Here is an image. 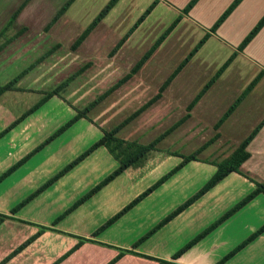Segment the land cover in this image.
Returning a JSON list of instances; mask_svg holds the SVG:
<instances>
[{"label": "rangeland", "instance_id": "374dc122", "mask_svg": "<svg viewBox=\"0 0 264 264\" xmlns=\"http://www.w3.org/2000/svg\"><path fill=\"white\" fill-rule=\"evenodd\" d=\"M23 1L25 0H0V30L6 26L12 13ZM154 1L121 0L116 9L110 13V17H107L108 22L110 21L109 27L104 26L101 28L100 34H97L83 50L77 52L71 48L76 38V31L72 32L75 28L74 24L80 23L81 26L79 25L78 30L83 28V26L87 27L102 9L106 7L110 0H77L68 12L70 14L68 19L73 24L70 23V26L65 24L64 26H60L59 29L57 26L48 27L58 12L56 1H32V5L23 12L18 21V25H14L7 32L8 37L17 36L16 40L8 46L12 48L10 51L17 52L20 55L23 51H27L28 49H32L33 51L35 49L37 50L35 55H37L45 52L48 48L49 50L56 48L55 53L53 52L54 54L52 56L50 55L46 58L48 60V67L58 69L59 74L53 75L58 81L66 79L89 63L91 65L82 75L75 79V84L67 93L66 90L60 96L50 99L16 129L12 130L9 134L7 133L8 135H4V137L6 136L5 139H7L6 141L3 140L4 143L12 140L11 142L14 143L9 142V145L15 148L6 147L3 141L0 142V164L7 161L6 164L0 166V171L9 167L16 159L23 157L26 153H30L28 151L38 142L47 140L52 131L57 132L60 128L67 125L75 118L79 111L85 108L84 106L96 100L127 75L140 57L177 21L180 15L176 11L170 10L168 5L164 4L163 1H160L144 21L146 25L140 32V35L126 45V50L124 48V50H120L111 56L112 50L119 39L131 29ZM169 1L174 4H172L173 6L180 8L187 5L191 0ZM234 2L235 0H202L192 15L195 21H192V23L183 17L177 27L174 28L171 36L173 34L175 35L165 47V50L168 51L164 50L165 52L162 53L163 56L160 61L157 62L156 55L129 83L99 104L91 113V116L98 117L99 121L110 127L120 124L124 118L143 106L150 98L157 94L159 87L170 75V72L186 58L206 33L211 31L213 25ZM263 17L264 0H247L240 7L238 13L232 17L231 24L226 25V29L224 30L225 39L229 43H237L238 37L231 39L226 34L237 33L238 36L248 35ZM114 18L118 20L111 21ZM235 19L236 21L234 22ZM206 28H208V31L205 30ZM221 36H223V33ZM175 37L180 43L177 50H171L170 52L169 50L170 47H173ZM26 40L29 41V47L23 48L24 45L20 42ZM0 41L3 42L4 38H1ZM56 44L60 46H56ZM231 48H233L232 45L224 47L218 38H212L197 53L198 63L209 60L210 68L212 67L217 70L233 54ZM251 52L254 53V61L257 63L248 61L246 57H239L229 68L226 75H224L222 81L216 84L206 95L205 104L218 95L222 97V100L216 102L217 108L213 115L223 114L264 69V41L258 44L255 51L252 49ZM45 55L44 53L43 56ZM27 60H30V58L28 57ZM27 63L13 62V64L0 71L2 72L0 74L1 87L27 70V81H24V84L20 85L21 87L26 86V88H22L21 91L14 89L15 91L7 92L0 98V131L22 117L44 97V93L52 91L51 88L55 87L50 88L48 83L44 84L42 81L37 89H32L34 87L29 74H31L34 68L30 69V66L24 68ZM202 64H207V62H202ZM191 68H186L180 76L179 81H186V75L191 72ZM211 73H213V70ZM51 74H55V72ZM206 82L207 80L205 79L201 85H195L194 88L188 87L189 89H185L186 91L179 88L177 92L180 94L178 95L171 96L168 94L169 98L163 100L161 106L157 107L156 104L140 120H137L130 127L124 129L121 133L122 137L130 140L138 139L145 144L151 142L160 134V131L162 133L164 129L170 127L183 117L190 98L196 93L199 86L202 88ZM227 84L228 94L224 96L225 93L223 95L222 88ZM72 92L74 93L72 94ZM174 93H176V90ZM185 94L190 98H184ZM252 94L254 95L253 98L257 101L249 98L240 109V117L243 114L245 122L238 127L241 131L235 133L233 136L235 139H233L234 145H237L236 141L241 142L245 139L264 118V79ZM174 100H176V103L172 102ZM214 117L211 116L209 118L211 120ZM86 119H80L72 126L67 127L66 131L62 134L64 135L63 138L61 137V139L56 140L47 150L35 154L26 162L28 164L33 160L27 169L28 173L26 175L20 174L17 180L14 178L10 181V183L14 181L13 184L15 186L12 188L15 189L17 187L16 189H19V194L10 198L9 196H1L3 194L1 192L0 205L12 203L8 201L17 202L21 194L25 196L27 193L39 190L49 180L63 171L99 141L103 135L102 131H92L87 128L89 122ZM27 124H31L32 127L28 128ZM208 125L212 127L211 124ZM229 126L230 124H228L227 128ZM190 128L192 127L180 128L172 138L162 142L157 152L152 153L151 156L163 157L166 160L163 164H168L167 169H171L172 167L176 168L182 163L183 156L192 155L206 140H209L215 134L214 129L201 130L200 127H197V130L188 132ZM174 141L179 142L176 144L177 146L174 144L171 145ZM165 149L178 151V154L171 156V153L165 152ZM219 150L223 153H228L223 148H214L204 154V156H209L203 157L202 159L207 160L206 158L209 157L222 162L225 159L223 153L213 157V153L218 154ZM209 161L212 162L215 160ZM201 162L204 163L205 168L202 167V164L199 168L190 163L187 166L185 165L186 167L184 166L188 172L193 173V178L180 182L181 184L179 185H184L183 189H180L178 185L171 192L169 190H158L157 194L151 199L149 197L145 198L130 213H127L110 226L109 230L102 235L103 241H112L115 244H119V247H127L130 245L128 244L129 242L131 243L137 238L141 239L143 232L146 231L145 229L150 226L152 227L154 221H162L171 211L177 209L188 199L195 196L212 178L211 175L215 173L217 168L216 164ZM117 166L118 164L110 159V155L104 149L98 148L66 173V176L64 175L53 183L52 185L55 188L49 190L47 188L48 191L46 190L47 192L45 193L43 191L41 193L42 195L36 199L39 200L36 207L34 205L35 202L32 204L34 206L31 205L32 207H30L38 211L39 218L50 220L59 214L55 213L52 216L51 208L60 211L62 207L73 206V203L90 192L92 187L95 188L99 182H102L103 179L112 174L117 169ZM165 167L166 165L162 166L159 172ZM155 170V173H149L151 174H148L149 176L146 175V179L142 180L134 188H130V190L122 189V184H117L121 182L120 179H116L117 183L114 182V185L110 183L109 185H112V187L109 186L108 190L104 191L92 203L96 205V208L87 214L90 216V224L102 226L116 215L118 211L120 212L138 197V194H142L148 187L150 188L155 184L157 182H154L157 179V168ZM247 171L248 167L246 166L242 169V174L249 179L251 182L250 185L242 182L239 185L235 184V188H227L225 185L215 190H212V188L210 192L203 195L187 208L190 211H186L178 218L176 217L168 226L163 227V230L160 229L159 232L157 231L154 239L148 240L140 247L141 251L147 254L156 251L160 257L165 253L179 251L183 246L251 195L259 184L264 183V172L260 174L253 170L248 174L246 173ZM177 173L174 174L177 176H175L176 180H180L185 175V173ZM3 184L1 183V185ZM105 189L104 187L103 190ZM15 193L12 191V194ZM96 197L94 195L92 199L86 202L89 203ZM70 221L71 219L68 220L69 223ZM76 223L78 224V222ZM263 225L264 192L244 205L199 243H202L203 240L209 243L206 247H210V250H213L209 256V262L215 264L252 236ZM257 239L238 253L240 255L236 261H227L224 264H252L248 260L250 255L260 256L264 254V239L262 241H256ZM156 241L157 244L155 245ZM202 244L206 245V243ZM203 246L200 245L201 248ZM111 256V249H109L106 251H92L87 258L89 264H100ZM140 260L143 262L144 259ZM148 260H144V264L151 262V260ZM157 263L161 264V262ZM123 264H132V262L124 261Z\"/></svg>", "mask_w": 264, "mask_h": 264}, {"label": "crops", "instance_id": "0c3cea01", "mask_svg": "<svg viewBox=\"0 0 264 264\" xmlns=\"http://www.w3.org/2000/svg\"><path fill=\"white\" fill-rule=\"evenodd\" d=\"M26 1V0H25ZM25 1L22 2V4L25 3ZM33 0H30L27 5L25 6V8L23 9V11L20 13V15L13 21L11 27H13L14 25H18V21L20 20L23 12L28 9L32 4ZM56 1V6L58 7V12L61 10V8L68 2V0H55ZM77 0L74 1V3L70 6L73 7L75 5ZM121 1V0H120ZM120 1L117 3V5L109 12V14L103 19V21L97 26V28L89 35V37L83 42V44L77 49L75 50V52L79 51V50H83L84 47L90 43L93 38L97 35L100 34V30H102L101 28H103L104 26L109 27V22H108V18L110 17V13L112 11H114L116 9V7L119 5ZM163 1L164 4L168 5V8L170 10L176 11L179 15H182V18H186L189 21H195L192 18L193 13L196 11L198 5L202 2V0H200L197 5L190 11V13L188 15H185L182 13L183 9L187 6L185 5L184 7H180L178 8L177 6H173L174 4L169 1V0H160ZM247 0H244L238 7L237 9L230 15V17L217 29V31L215 33H206L210 34V38L206 41L205 44H207L210 39L212 38H218L219 41L223 44L224 47L232 45L233 48H231L233 50V54L230 56V58L232 56L235 55L232 63L227 67V69L224 71V73L222 74V76L212 85V87L207 91V93L200 99V101L196 104V106L193 108V110L190 112V117L189 119H187L181 126H179L176 130H174L169 136H167L163 141H161L158 146H157V150L160 148L161 143L166 141L169 138H172V136H174L175 133H177V131L182 128V127H192L190 129H188V132H193L195 130H197V127H200L201 130H209V129H214L215 134L209 139L206 140L202 146L209 142L213 137H215L216 134H219V138L210 146L208 147L205 151H203L197 158L198 160L196 161H192L190 162L191 165H196L198 168L201 166L205 168L206 166L204 165V163H202L201 161L204 162H208L211 164H216L221 163V161H217L218 159H211V158H206L207 160L202 159L203 157H207L204 156V154L206 152H210L212 149L214 148H223L224 151H227L228 153H223L219 150L218 154L213 153V157H215L216 155L219 156V154L223 153L224 158L222 161L226 160L228 157H230L235 150L241 145V143L258 127V125L264 120V118L255 126V128L250 132V134L243 139L241 142L236 141L237 145H234L233 142V136L235 133L240 132L241 130L238 129V127H240V125H242L245 121H244V115L241 114L240 117V109L242 108V106L244 105V102L247 101L249 98L256 100L254 97V95L252 94L253 91L257 88V86L261 83V81L264 79V77L259 81V83L255 86V88L245 97V99L240 103V105L236 108V110L224 121V123L221 125V127L216 130L215 126L216 124L221 120V118L225 115V113L229 110V108L235 103V101L243 94V92L235 99V101L226 109V111L223 114L220 115H213L215 113V109L217 108V101L222 100V97L220 95H218L216 98L212 99L211 101H209L207 104H205V97L208 94V92L216 85L218 84L220 81H222V78L224 77V75H226V73L228 72L229 68L232 66V64L235 62L236 59H238L239 57L243 56L246 57L248 59V61L253 62V63H257L254 61V53H252V49L255 51L258 44L262 43L264 41V27L263 29L258 33V35L247 45V47L243 50V51H239V47L242 44V42L244 41V39L248 36V35H240L238 36L237 33H229L226 34V36L230 37L231 39H236V37H238L237 39V43H229V41H227L225 39V34H224V30L226 29V25L228 26V24L232 22V17H234L236 15V13H238V11L240 10V7H242V5L246 2ZM134 3V2H133ZM22 4L12 13V15L10 16L9 21L7 22L6 26L0 30V34L3 32V30L9 25L10 21L12 20L13 15L15 14V12L22 6ZM173 4V5H172ZM70 8L68 9V11L56 22L54 23L51 27L53 26H57V28L59 29L60 26H64L65 24H68L70 26V23L73 24V22H70L71 20L68 19V17L70 16V14L68 13ZM105 8V7H104ZM103 10V9H102ZM180 10V11H179ZM57 12V13H58ZM72 13V12H71ZM56 16V15H55ZM98 16V15H97ZM96 16V17H97ZM109 16V17H108ZM95 17V18H96ZM108 17V18H107ZM54 19V18H53ZM119 19V17H118ZM116 18L112 19L111 21H115L118 20ZM73 21V20H72ZM236 21V19L234 20V22ZM93 22V21H92ZM91 22V23H92ZM192 22V23H193ZM89 23L87 25V27L91 24ZM196 23V22H195ZM194 23V24H195ZM75 28L73 31H76V38L74 40V42L77 40V38L83 33V31L87 28L85 26H83V28H81L80 30H78V27L80 25V23H75ZM145 22H143L138 29L129 37V39L126 41V43L123 45V47H121L120 50H124L125 47H127L126 45L131 43L132 41L135 40V38L140 35V32L144 29L145 27ZM197 25V24H195ZM81 26V25H80ZM134 26V25H133ZM132 26V27H133ZM214 26V25H213ZM131 27V28H132ZM233 27V26H232ZM206 31H208V28L205 29ZM174 31V30H173ZM172 31V32H173ZM171 32V34H172ZM128 33V31L126 32V34ZM223 33V36H221V34ZM125 34V35H126ZM171 34L165 39V41L160 45V47L157 49V51L153 54V56L148 60V62L144 65V67H146V65H148V63H150L152 61V59L157 55V62L160 61L161 57L163 56L162 53L168 50H165V47L167 46V44L169 43V41H171V38L175 35L173 34L171 36ZM205 35V36H206ZM204 36V37H205ZM203 37V38H204ZM202 38V39H203ZM122 38L119 39V41ZM16 40V38L9 44L11 45L14 41ZM49 40V38H48ZM158 40V39H157ZM118 41V42H119ZM201 41V40H200ZM199 41V42H200ZM73 42V44H74ZM118 42L116 43V45L118 44ZM156 42V41H155ZM198 42V43H199ZM21 44L24 45L23 48H28L29 47V41H21ZM180 41H177V38L175 37L174 42H173V47H170V52L171 50H177V47L179 45ZM72 44V45H73ZM204 44V45H205ZM7 45L1 52H0V71L7 68V66L13 64V62H23V63H27L25 64V67H32L34 68V70L31 72L30 75V80L33 82V87L32 89H37L39 84L43 81L44 84L48 83V86L53 87L51 88V90H54L55 88H57L63 81H65L66 79L63 80H57L53 77V75H58V69H52L50 66H47V58L42 60L40 63H37L39 61L40 58H42V56L45 54H47L49 51V48L41 53V54H36L37 50H33L32 49H28L27 51H23L20 55H18L17 52H12L10 51V49ZM115 45V46H116ZM204 45L201 47V49L204 47ZM32 46V45H31ZM56 46H60L59 44H56ZM54 46V47H56ZM114 46V48H115ZM152 47V46H151ZM150 47V48H151ZM113 48V49H114ZM262 48V47H260ZM200 49V50H201ZM263 49V48H262ZM119 50V51H120ZM126 50V48H125ZM165 50V51H164ZM118 51V52H119ZM199 52V51H198ZM197 52V53H198ZM55 53V52H54ZM52 53L51 56L54 54ZM191 53V52H190ZM189 53V54H190ZM195 54L192 59L189 61V63L186 65V67L176 76V78L170 83V85L167 87V89L163 92L162 97L156 102L154 103L151 107H149L146 111H144L139 117H137L134 121H132L129 125H127L124 129H126L127 127H130L134 122H136L137 120H140L141 117L148 111L150 110L152 107H154L157 104V107L161 106V103H163L162 101L165 99H168V94L171 96H174L175 94L178 95L180 93L177 92V90L180 88L183 91H186L185 89L189 88H194L195 85H201V83L206 79L207 82L202 86V88H200V90L198 91V89L196 90V93L192 96V98H190L188 95L185 94L184 98H190L188 105L186 106V112L183 115V117H185L189 112L187 111L188 106L191 104V102L194 100V98L199 94V92L205 87V85L211 80V78H213V76L217 73V71L230 59H228L222 66H220L217 70L214 68H210L209 65V60L208 61H201L198 63V54ZM43 54V55H42ZM188 54V55H189ZM42 55V56H41ZM145 55V54H144ZM142 55L140 57V59L144 56ZM187 55V56H188ZM50 56V55H49ZM186 56V57H187ZM30 58V60H27V58ZM139 59V60H140ZM170 59V56H169ZM47 60V61H46ZM138 60V61H139ZM137 61V62H138ZM136 62V64H137ZM202 62H207V64H202ZM161 63V62H160ZM135 64V65H136ZM134 65V66H135ZM180 65V63L178 64V66ZM193 65V66H192ZM133 66V67H134ZM177 66V67H178ZM132 67V68H133ZM144 67L140 70L142 71L144 69ZM175 67V69L177 68ZM191 68V72L186 75V81H182L180 79V76L182 75V73L187 69ZM31 68V69H32ZM52 69V70H51ZM174 69V70H175ZM173 70V71H174ZM213 70V73L210 74V72ZM264 70V69H263ZM262 70V71H263ZM131 71V70H130ZM139 71V72H140ZM173 71L170 72V75L173 73ZM52 72H55V74H51ZM2 72H0L1 74ZM260 74V73H259ZM73 75V74H72ZM138 75V73L136 74ZM135 75V76H136ZM169 75V76H170ZM211 75V76H210ZM134 76V77H135ZM168 76V77H169ZM133 77V78H134ZM168 77L165 79V81L168 79ZM132 78V79H133ZM200 78V80H198ZM131 79V80H132ZM130 80V81H131ZM24 81H27L26 75L25 77H22L15 85V89L17 91H21L22 88H26V86L21 87L20 85L24 84ZM75 81V80H74ZM72 82L70 84V86L68 87L66 93L68 92V90H70L73 85L75 84V82ZM129 81V82H130ZM164 81V82H165ZM127 82V83H129ZM164 82L162 83V85L164 84ZM126 83V84H127ZM252 83V82H251ZM250 83V84H251ZM8 84V83H6ZM5 84V85H6ZM18 84V85H17ZM125 84V85H126ZM249 84V85H250ZM123 85V86H125ZM161 85V86H162ZM122 86V87H123ZM161 86L158 89L157 94L159 93V90L161 88ZM21 87V88H18ZM121 87V88H122ZM49 88V90H50ZM188 88V89H189ZM227 88H228V84L225 85L222 88V93L224 96H226V94H228L227 92ZM120 89V88H119ZM118 89V90H119ZM31 90V89H29ZM48 90V91H49ZM176 90V93H174ZM11 91H15L10 90L7 92H11ZM6 92V93H7ZM23 92V90H22ZM27 92V91H26ZM116 92V91H115ZM114 92V93H115ZM4 93V94H6ZM74 92H72L73 94ZM113 93V94H114ZM220 93V94H222ZM3 94V95H4ZM112 94V95H113ZM156 94V95H157ZM2 95V96H3ZM65 95V94H64ZM156 95H154L153 97H155ZM253 95V96H252ZM0 96V98L2 97ZM111 96V95H110ZM109 96V97H110ZM57 97V96H55ZM53 97V98H55ZM152 97V98H153ZM182 97V96H181ZM61 98V97H60ZM152 98H150L149 100H151ZM71 99V98H70ZM106 100V99H105ZM148 100V101H149ZM147 101V102H148ZM257 101V100H256ZM146 102V103H147ZM176 103V100L172 101ZM145 103V104H146ZM74 104V103H72ZM144 104V105H145ZM75 105V104H74ZM143 105V106H144ZM173 106V104H172ZM33 107V106H32ZM86 107V106H84ZM142 107V106H141ZM141 107H139L137 110H139ZM31 109V108H30ZM40 109V108H39ZM38 109V110H39ZM96 108H94L91 112H89L88 114V119H86L89 124L87 125V128H89L92 131L98 130V131H102L103 133V129L104 130H111L113 129L115 126L117 125H112L114 126L112 128V126L108 127L106 124L102 123L101 121L98 120V117H92L91 113L95 110ZM37 110V111H38ZM136 110V111H137ZM37 111H35L34 113H36ZM134 111V112H136ZM133 112V113H134ZM34 113H32L30 116H32ZM132 113V114H133ZM210 115V116H209ZM28 116V117H30ZM130 116V115H129ZM128 116V117H129ZM211 116H215L214 119H211L209 117ZM27 117V118H28ZM182 117V118H183ZM27 118H25L21 123H23ZM127 118V117H126ZM124 118V119H126ZM182 118H180L178 121H176L175 123H173L170 127L164 129V131L157 136L159 137L161 134H163L165 131H167L169 128H171L173 125H175L177 122H179ZM123 119V120H124ZM122 120V121H123ZM21 123H19L18 125H16L12 130L16 129ZM13 124V123H12ZM11 124V125H12ZM211 124L212 127H209ZM228 124H230L229 128H227ZM10 125V126H11ZM119 125V124H118ZM8 126V127H10ZM28 128H31L32 125L31 124H27ZM8 127H6L5 129H7ZM160 127V126H157ZM109 128V129H108ZM4 129V130H5ZM74 129V127H73ZM123 129V130H124ZM4 130L0 131L3 132ZM11 130V131H12ZM123 130H121L118 134V137H120L121 139L124 140H128V141H132V142H137V143H142L145 144L143 142H140L138 139H134V140H130L127 139L126 137H122L121 133L123 132ZM10 131V132H11ZM8 132V134L10 133ZM55 132L52 131L50 134L53 135ZM7 134V135H8ZM49 134V135H50ZM48 135V136H49ZM50 135V136H51ZM47 136V137H48ZM49 136V137H50ZM64 135L58 137L57 139H55L53 142H51L48 146H46L41 152H44L45 150L48 149V147H50L56 140L61 139V137L63 138ZM103 136V135H102ZM48 137V138H49ZM156 137V138H157ZM5 137L0 139V142H2L3 140L6 141L7 139H5ZM102 138V137H101ZM155 139V138H154ZM153 139V140H154ZM152 140V141H153ZM235 140V139H234ZM3 141V143H4ZM12 141V140H11ZM10 143H14L11 142ZM44 140L38 142L30 151L31 152L35 147H37L41 142H43ZM9 142H5V146L9 147V148H15L14 146H10ZM150 142H147L146 144H148ZM179 143L178 141H174L171 143L174 144L175 146H177L176 144ZM200 146V147H202ZM173 147V146H172ZM199 147V148H200ZM102 149H104L106 151V153H108L110 155V159H112V161L116 162L118 164L117 168L119 167V163L118 161L109 153V151L105 148V147H100ZM174 148V147H173ZM172 149V148H171ZM171 149H165V152L171 153V156L173 154H178V151H170ZM248 151L251 154V157L248 161H246L242 168L241 171L244 167H248V171L246 173L250 174L251 171H256L259 172L260 174H262L264 172V126L260 129L259 133L257 134V136L252 140V142L250 143L249 147H248ZM157 152V151H154ZM151 152L147 157H145L140 165L135 166V167H131L128 170H126L123 174H121L119 177H117L116 179H120L121 182H116L117 180L115 179L114 181L111 182L112 185H114L115 183L117 184H122V189H129L130 188H134V186L139 185L142 180L146 179L147 176L151 175L149 173H155L156 172V168H157V179L154 181H158L160 180L164 175H166L167 173L170 172V170L174 167H172L171 169H167L168 168V164H163L164 161H166L163 157H152V153ZM196 152V151H195ZM27 154L26 153L23 157L16 159L15 161H13V164H11L9 167H7L5 170H1L0 172V176L6 172L8 169H10L12 166H14L18 161H20L22 158H24ZM173 158V157H172ZM34 159V158H33ZM209 160H215L210 162ZM33 161V160H32ZM30 161L28 164L25 163L23 166H21L20 168H18L16 171H14L7 179H5L4 181H2L1 183L3 185H1L0 183V193L3 192V194H1V196H9L10 198H12V196L18 195V190L19 189H13L12 187H14L15 185L12 183H10L11 180H13L14 178L17 180V178L20 176V174H27V169L30 165V163L32 162ZM6 162L0 164H6ZM178 164V163H177ZM176 164V165H177ZM189 164V163H188ZM187 164V165H188ZM166 165V167L161 171L162 166ZM186 165V166H187ZM185 166V167H186ZM215 166V165H214ZM183 167L181 169V171H179L180 173H185V175L183 176V178H181L180 180H176V175L172 176L170 179H168L164 184H162L160 187L157 188V190H155L151 195H149V199H151L152 197H154L157 194V191L159 190H169V192H171L173 190V188L177 187L179 184H181V181H188L190 179L193 178V173L192 172H188L187 168ZM217 171V168L215 170V173ZM178 172V173H179ZM177 173V174H178ZM179 173V174H180ZM214 173V174H215ZM149 174V175H148ZM211 175L212 177L214 176ZM147 175V176H146ZM66 176V175H65ZM176 176V177H175ZM175 177V178H174ZM104 180V179H103ZM115 182V183H114ZM247 183V184H251V182L249 181V179H247L243 174H239V173H232L230 174L228 177H226L222 182H220L219 184H217L212 190L217 189L218 187H222V186H226L227 188H235V184H240V183ZM100 183V182H99ZM98 183V184H99ZM97 184V185H98ZM96 185V186H97ZM112 185H107L105 188V190H101L99 193L96 194V198L91 200L89 203H84L83 205H81L80 207H78L75 211H73L71 214H69L67 217H65L63 220H61L57 225H53L54 221L60 217L64 212H66L72 205L67 206V207H62L60 211L51 208L50 211L52 213V216H54L55 213H59L58 215H55L54 217H52L50 220L49 219H43V218H39L38 217V211L35 210V208H31L32 206L35 205V207L38 205L39 200H36L38 197H40L42 194L38 195V197H36L33 201H31L29 204H27L25 207H23L21 210H19L16 214H12L13 209L21 202L23 201L25 198H28L29 196H31L34 192L36 191H30L32 193H27L25 194V196H22L23 194L20 195L19 197V201L17 202H13V201H8V202H12L9 204H1L0 205V215H7L9 216L10 219L5 220L2 224H0V264H55L64 254H66L69 250H71L78 242L79 240L77 238L71 237V236H76V237H80V238H86V239H92L93 241L91 242H86L84 243L76 252H74L72 255H70L68 258H66L65 260H63L60 263L57 264H89L88 262V255L90 252L92 251H100V250H109L111 249V257L109 259H107L105 262L103 261L100 264H109L115 257L118 256L120 249L121 250H133V245L139 240V238H137L136 240L132 241L131 243L129 242L128 244H130L127 247H119V244H115L112 241L109 242H104L102 235H104L105 232H107L109 230V228L105 231H103L100 235H98L97 237H93V233L99 228V226L101 225H92L90 224V216L87 215L88 213H91L92 211L95 210L96 205L92 204L94 201H96V199L98 197H100V195L102 193H104V191L108 190V187H112ZM3 186V187H2ZM54 185H52L51 187L48 188L52 189L55 188L53 187ZM180 189L184 188V185H179ZM94 187H92L93 189ZM149 188V187H148ZM218 188V189H219ZM119 189V188H117ZM37 190V189H36ZM47 190V189H46ZM44 191L47 192V191ZM112 190V189H109ZM13 192H16L15 194H12ZM118 191V190H117ZM210 192V191H209ZM7 193V194H5ZM43 193V194H44ZM141 194V193H140ZM138 194V195H140ZM147 197V198H148ZM93 198V197H92ZM91 198V199H92ZM4 202V201H3ZM19 202V203H18ZM35 202V203H34ZM18 203V204H17ZM34 203V205H32ZM75 203V202H74ZM73 203V204H74ZM16 204V205H15ZM32 205V206H31ZM31 206V207H30ZM40 208V207H39ZM134 209V208H133ZM176 210V209H175ZM173 210V211H175ZM132 211V210H131ZM131 211H129L128 213H130ZM173 211H171L170 213H172ZM186 211H190V210H185L183 213H185ZM119 212V211H118ZM169 213V214H170ZM183 213H181L180 215H182ZM168 214V215H169ZM126 215V214H125ZM179 215V216H180ZM177 216V218L179 217ZM194 217V215H193ZM188 218V217H187ZM71 219L70 223L68 222V220ZM154 219V218H153ZM175 219H173L172 221H174ZM161 221V220H160ZM159 221V222H160ZM171 221V222H172ZM27 222V223H24ZM78 222V224L76 223ZM157 221L153 222L152 227L150 226L149 228L145 229L146 231L143 232L142 236H144L148 231H150L154 226L157 225V223H159ZM170 222V223H171ZM168 223V224H170ZM168 224L166 226H168ZM39 226H44L47 228H51L52 230L55 231H47L45 232L42 236H40L36 241H34L30 246H28L24 251H22L21 253H19L18 255H16L15 257L5 261V259L16 249L18 248L21 244H23L26 240H28L29 238H31L33 235H35L38 231H39ZM165 226V227H166ZM164 227V228H165ZM163 230V229H162ZM159 232V231H158ZM71 235V236H67V235ZM157 233H155L152 237H150L148 240L154 239L156 237ZM141 236V237H142ZM264 239V234L262 236H260L256 241H262ZM147 240V241H148ZM147 241H145L144 243H146ZM104 245H101V244ZM142 243L137 249H134L135 253H126L117 263L115 264H123V262L127 261V262H132V264H144V260H148L153 263L151 264H158L157 262H160V260H165V261H169V262H173L174 264H211L209 262V256L211 254V252L213 250H210V247H206L207 245H209V243L206 240H203L202 243H206L202 244H196L195 246H193L189 251H187L185 254H183L180 258H178L177 260L173 259V256L176 252H171V253H165L164 255H162L160 257V255H157V252L154 251L152 253H144L141 251V246L144 244ZM123 244V243H121ZM127 244V243H125ZM157 244V241L155 242V245ZM200 245H204L202 248L200 247ZM124 246V245H122ZM216 246V245H214ZM212 249V248H211ZM263 249V248H262ZM136 253L138 254H142L145 255L149 258L146 257H142L139 255H135ZM240 254H236L232 259L229 260V262H233L236 261L238 259ZM260 257V258H259ZM153 258V259H152ZM140 259H144L143 262H141ZM250 263L252 264H264V254L260 255V256H249ZM149 263V264H150ZM216 264V263H215Z\"/></svg>", "mask_w": 264, "mask_h": 264}, {"label": "trees", "instance_id": "16d2710c", "mask_svg": "<svg viewBox=\"0 0 264 264\" xmlns=\"http://www.w3.org/2000/svg\"><path fill=\"white\" fill-rule=\"evenodd\" d=\"M30 0H26L24 4L15 12L10 21L9 25L3 30L0 34V39L4 38V41H0V52L9 45L17 36L8 37L7 32L11 28L13 21L20 15L25 6ZM75 0H68V2L61 8V10L56 14L52 22L48 27H51L54 23H56L70 8V6L74 3ZM120 0H110V2L106 5V7L98 14V16L93 20V22L83 31V33L77 38L71 47L73 51L77 50L83 42L89 37V35L97 28V26L103 21V19L109 14V12L117 5ZM200 0H191L187 6L183 9L182 13L188 15L190 11L197 5ZM243 0H235V2L230 6L226 12L218 19V21L214 24L211 29V33H215L217 29L230 17V15L237 9V7L242 3ZM160 0H155L145 11V13L136 21L134 26L128 31L126 35L122 37V39L118 42L115 48L112 50L111 56L116 54L121 47L126 43L129 37L138 29V27L147 19V17L151 14L153 9L158 5ZM182 15L179 16L176 22H174L165 33L152 45V47L145 53V55L137 62V64L131 69V71L125 75L122 79H120L116 84L110 87L106 92L100 95L96 100L87 105L83 110L79 111L73 120H71L67 125L60 128L57 132L51 135L47 140L41 143L38 147H36L33 151H31L28 155H26L22 160H20L17 164L7 170L0 176V183L4 181L9 175H11L14 171H16L19 167L25 164L31 157L35 154L42 151L46 146H48L51 142L57 139L60 135H62L67 127L72 126L74 123L79 121L80 119L87 118L88 114L94 108H96L99 104H101L105 99H107L110 95H112L115 91L129 82L139 71L144 67V65L148 62V60L153 56V54L157 51L160 45L165 41V39L171 34L174 28L177 27L178 23L181 21ZM264 27V17L258 22L255 28L248 34V36L244 39L242 44L239 47V51H243L247 45L258 35V33ZM210 34H207L191 51V53L180 63V65L173 71V73L168 77V79L161 86L159 93L149 100L144 106H142L139 110L131 114L129 117L124 119L119 125L115 126L111 130L103 129L102 138L97 141L89 150H87L84 154L78 157L74 162L68 165L63 171L58 173L54 178L49 180L44 186H42L39 190L34 192L31 196L22 201L18 206H16L12 214H16L19 210L33 201L38 195H40L43 191L49 188L53 183H55L58 179L63 177L66 173H68L71 169H73L76 165H78L81 161H83L87 156L93 153L100 147H105L109 153L118 161L119 167L108 177H106L102 182H100L95 188H93L90 192L84 195L81 199L73 204L66 212H64L60 217H58L54 221V226L57 225L61 220L75 211L78 207L83 205L86 201L91 199L94 195L100 192L104 187L109 185L112 181H114L117 177L123 174L126 170L131 167H135L140 165L141 161L147 157L151 152L157 151L158 144L163 141L167 136H169L174 130H176L179 126H181L187 119L190 117V112L196 106V104L200 101V99L207 93V91L212 87V85L222 76L227 67L232 63L234 56H232L211 78V80L205 85V87L199 92V94L194 98L191 104L188 106L187 111L189 112L185 117H183L179 122L161 134L159 137L155 138L148 144H142L137 142H132L128 140L121 139L118 137V134L121 130H123L127 125H129L132 121H134L137 117H139L144 111H146L149 107H151L154 103H156L161 97L163 92L167 89L170 83L176 78V76L186 67L192 57L201 49V47L206 43L209 39ZM56 48L49 51L45 56L39 59L37 63H40L42 60L46 59L49 55H51ZM90 63L82 67L79 71L75 72L73 75L68 77L65 81H63L57 88L54 90L44 93V97L39 100L37 104H35L31 109H29L22 117L17 119L10 127L0 133V139L4 137L5 134L10 132L16 125L21 123L25 118L30 116L32 113L37 111L41 106L47 103L50 99L55 96H60L64 93L70 84L82 75L89 67ZM34 67V66H32ZM30 67V69L32 68ZM27 70L19 74L15 79H13L8 84L0 87V96H2L7 91L15 89L16 83L26 75ZM264 77V70L260 72V74L252 81V83L244 90L243 94L235 101V103L229 108V110L225 113V115L221 118V120L216 124L215 129L218 130L224 121L236 110V108L240 105V103L245 99V97L255 88V86L259 83V81ZM264 126V120L258 125V127L241 143V145L235 150V152L228 157L226 160L218 163L217 171L214 176L208 181V183L192 198L188 199L184 204L179 206L175 211L170 213L166 218H164L158 225L154 226L150 231H148L141 239H139L134 245L133 250H121L117 257H115L109 264L117 263L126 253H135L134 249H137L142 243L147 241L150 237H152L157 231L165 227L168 223H170L173 219L183 213L187 208H189L195 201L200 199L203 195L208 193L212 188H214L217 184L222 182L226 177H228L232 173L242 174L241 168L243 164L248 161L251 157L250 152L248 151V147L252 140L257 136L260 129ZM219 138V134H216L209 142L205 143L202 147H200L196 152L189 156H183V161L180 165L170 171L168 174L163 176L160 180H158L155 184H153L150 188L136 197L130 204L124 207L120 212L114 215L109 221L100 226L94 233L93 237H97L103 231L112 226L115 222L121 219L125 214L131 211L135 206H137L141 201L151 195L158 187L164 184L168 179H170L174 174H176L179 170H181L185 165L192 161L198 160V156L205 151L208 147H210L217 139ZM177 155V154H173ZM264 192V183L259 184L257 189L249 195L246 199H244L239 205L230 210L227 214L221 217L216 223L207 228L201 234L196 236L193 240L183 246L177 253L174 254L173 259L177 260L187 251H189L193 246L198 244L204 237H206L209 233L215 230L219 225H221L224 221L234 215L239 209H241L244 205L254 199L257 195ZM10 219L7 215H0V224H2L5 220ZM27 223V222H24ZM47 231H55L51 228H47L44 226H39V231L33 235L31 238L26 240L23 244H21L18 248H16L6 259L5 261L15 257L22 251H24L28 246H30L34 241H36L40 236H42ZM264 233V225L260 227L252 236H250L247 240H245L242 244L238 245L234 250H232L228 255H226L221 261L216 264H224L225 262L232 259L236 254H238L241 250H243L247 245H249L252 241L257 239L259 236ZM67 235V234H66ZM71 236V235H67ZM77 238L79 242L66 254H64L55 264L62 262L74 252H76L84 243L93 241L92 239L80 238L76 236H71ZM101 244V243H99ZM104 245V244H101ZM105 246V245H104ZM135 255H139L142 257L149 258L145 255L136 253ZM153 259V258H152ZM161 264H174L173 262L160 260Z\"/></svg>", "mask_w": 264, "mask_h": 264}]
</instances>
